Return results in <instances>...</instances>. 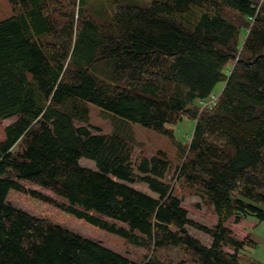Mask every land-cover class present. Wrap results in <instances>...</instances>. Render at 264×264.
I'll return each mask as SVG.
<instances>
[{
    "label": "trees",
    "instance_id": "trees-1",
    "mask_svg": "<svg viewBox=\"0 0 264 264\" xmlns=\"http://www.w3.org/2000/svg\"><path fill=\"white\" fill-rule=\"evenodd\" d=\"M10 2L13 15L0 20V121L16 119L0 141V264L186 263L167 259L170 249L194 264H242L255 242L230 222L264 220V0ZM194 6L203 8L195 28L173 18ZM219 83L216 104L201 110ZM91 104L113 118L111 133L90 130ZM185 117L194 121L186 144L172 127ZM132 123L173 141L178 180L197 207L213 209V226L189 216L165 150L135 158ZM12 189L153 253L137 263L13 205Z\"/></svg>",
    "mask_w": 264,
    "mask_h": 264
},
{
    "label": "rangeland",
    "instance_id": "rangeland-1",
    "mask_svg": "<svg viewBox=\"0 0 264 264\" xmlns=\"http://www.w3.org/2000/svg\"><path fill=\"white\" fill-rule=\"evenodd\" d=\"M202 12L203 8L194 6L190 12L183 15H173V18L193 29L198 24ZM13 13V5L10 0H0V20L9 18ZM223 87L224 84L219 83L213 93L218 96ZM90 109V125H88L90 130L94 133H111L114 128L113 118L110 115H104L101 108L94 104H91ZM15 119L16 117H12L0 121V141L5 138V127ZM131 127L136 134L137 141L139 142L135 152V158H138L141 153L152 156L160 149L165 150L169 154L175 169L167 176V180L174 187L175 193L182 199V204L187 208L189 216L195 221H199L208 226H213L217 222V216L213 212V209L205 205L197 207V203L200 202L199 198L186 192L183 189L180 180L175 178L178 173V165L182 160L178 157L173 141L170 138L160 135L156 131L140 124L132 123ZM172 127L175 128L177 139L179 141L185 144L190 142L192 130L194 128V121L185 117L183 122L173 125ZM80 163L83 166L97 169L94 160L84 157L81 159ZM19 182L27 189H35L54 196L52 193L36 187L31 183L22 180H19ZM136 186L148 193L154 194L145 184H136ZM8 201L33 215L48 218L51 221L70 228L91 240L100 242L103 245L128 256L137 263L143 262L147 255L153 253L152 250L150 251L146 247L136 246L118 234L105 230L85 219L78 218L73 214L67 213L60 208L16 189H12L9 192ZM230 226L236 231H239L243 237H246V235L249 234L250 238L255 242V245H248L247 248L243 250L241 258L242 264H264V220H259L250 216L242 221L239 227L234 225L232 221L230 222ZM189 231L193 235L199 237L206 244L212 242L209 235L196 228L189 227ZM166 254L168 256L167 259H172L173 262L185 259V264H194L191 262L190 256L180 253L177 249H170Z\"/></svg>",
    "mask_w": 264,
    "mask_h": 264
},
{
    "label": "built area",
    "instance_id": "built-area-1",
    "mask_svg": "<svg viewBox=\"0 0 264 264\" xmlns=\"http://www.w3.org/2000/svg\"><path fill=\"white\" fill-rule=\"evenodd\" d=\"M217 98H218L217 96L212 95L209 99L201 101L202 107L211 106V105L216 104ZM175 178H178V174Z\"/></svg>",
    "mask_w": 264,
    "mask_h": 264
}]
</instances>
